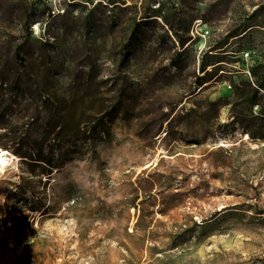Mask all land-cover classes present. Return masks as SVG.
I'll return each instance as SVG.
<instances>
[{
  "label": "rangeland",
  "instance_id": "rangeland-1",
  "mask_svg": "<svg viewBox=\"0 0 264 264\" xmlns=\"http://www.w3.org/2000/svg\"><path fill=\"white\" fill-rule=\"evenodd\" d=\"M258 64L264 0H0V264H264L259 108L231 88ZM40 94L80 132L50 166L13 153Z\"/></svg>",
  "mask_w": 264,
  "mask_h": 264
},
{
  "label": "trees",
  "instance_id": "trees-1",
  "mask_svg": "<svg viewBox=\"0 0 264 264\" xmlns=\"http://www.w3.org/2000/svg\"><path fill=\"white\" fill-rule=\"evenodd\" d=\"M247 29L248 28L245 27L242 32L235 31L229 36V38H235L239 35H242ZM226 43L227 42H223L217 48L214 49H221L226 45ZM211 51L212 50H210L209 52ZM208 53H204V55L200 60L199 72L200 74H203V76L197 78L198 85H203L205 83H208L210 80H212L213 76H216L217 69H213L210 72L206 70L208 67L221 62V60H219L212 63L213 60L218 59L216 58L217 55H209ZM17 54H19V51L17 52ZM172 65L174 67H178L177 64H172ZM261 69L262 72L259 74V71ZM248 72L250 79H247L244 76H239L240 85L242 84V86H245L246 88H243L240 85L233 83L231 85V88L233 89L234 95L238 97L240 103L246 105L250 109H252V107L254 106H257L259 108L258 114L256 116H253V118L250 120L252 122L257 123L258 134L254 135L251 134L250 132L247 133L249 138L251 139L254 140L264 139V130L263 131L261 130L264 129V93L263 95L261 94V92H264V79H262L264 75V65L258 64L252 66ZM0 82L3 85H5L7 83V79L0 76ZM23 93L24 95H26V92ZM35 99L36 100L38 99L39 102H41V106L44 107L45 110L44 112H46L45 116L42 118L41 121L42 122L41 127L43 128V132L36 140L34 139L31 140V136L26 135L24 138H22L23 145L27 146L29 145V141H32L31 142L32 146L29 147L28 150L26 149L23 150L22 147H19L13 153L15 155L20 156L23 159L30 160L36 163H43L45 165L50 166L51 164L49 160L43 155V150H44L43 148L46 145H48L51 141L53 143L60 144V142L63 140L70 141L72 140V138L77 139L80 133L79 127L77 124L72 123V117L71 116L69 117L68 114L65 113L66 108H64L63 103H61V100H59L55 96L51 95L44 97V95L40 94L39 98L37 96L35 97ZM219 106H220V101L207 102L208 108H215V110H218ZM235 106L236 104L232 105V107ZM7 110H8L7 106L5 107L0 106V128H4L6 123H8ZM103 118L104 116L103 117L101 116L96 119L99 127L103 125L102 124ZM233 121L241 126H243L245 122H248V120H244L243 118L240 119L237 116L233 119ZM246 125H248V123ZM1 136L2 135H0V138Z\"/></svg>",
  "mask_w": 264,
  "mask_h": 264
},
{
  "label": "bare ground",
  "instance_id": "bare-ground-1",
  "mask_svg": "<svg viewBox=\"0 0 264 264\" xmlns=\"http://www.w3.org/2000/svg\"><path fill=\"white\" fill-rule=\"evenodd\" d=\"M5 155V151H2V153L0 154V163L4 162L3 156Z\"/></svg>",
  "mask_w": 264,
  "mask_h": 264
}]
</instances>
